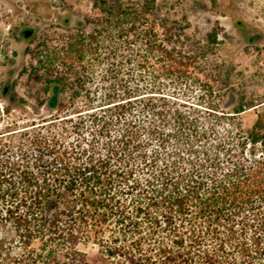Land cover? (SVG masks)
Listing matches in <instances>:
<instances>
[{
  "label": "trees",
  "instance_id": "obj_1",
  "mask_svg": "<svg viewBox=\"0 0 264 264\" xmlns=\"http://www.w3.org/2000/svg\"><path fill=\"white\" fill-rule=\"evenodd\" d=\"M154 1L103 2L90 32L35 48L61 98L0 130V264H88V242L99 264H264V100L222 111Z\"/></svg>",
  "mask_w": 264,
  "mask_h": 264
},
{
  "label": "rangeland",
  "instance_id": "obj_2",
  "mask_svg": "<svg viewBox=\"0 0 264 264\" xmlns=\"http://www.w3.org/2000/svg\"><path fill=\"white\" fill-rule=\"evenodd\" d=\"M113 1L0 0V130L12 122H38L54 113L46 108L52 89L44 93L31 72L35 48L43 40L61 43L90 32L92 19L99 14L97 6ZM154 4V18L173 25L180 50L205 53L198 76L216 85L222 111L264 100V0H155ZM22 30L32 34L24 38ZM255 113L250 108L240 114L243 129L251 127ZM1 235L15 244L6 231L0 230ZM38 246L37 241L31 245ZM77 249L85 253L88 264H99L98 245L79 243Z\"/></svg>",
  "mask_w": 264,
  "mask_h": 264
},
{
  "label": "water",
  "instance_id": "obj_3",
  "mask_svg": "<svg viewBox=\"0 0 264 264\" xmlns=\"http://www.w3.org/2000/svg\"><path fill=\"white\" fill-rule=\"evenodd\" d=\"M25 35L27 36L28 34L26 33ZM58 98H59V87L54 86L52 89V94L46 103V108L48 111H53L55 109L56 105L54 104V102H56Z\"/></svg>",
  "mask_w": 264,
  "mask_h": 264
},
{
  "label": "flooded vegetation",
  "instance_id": "obj_4",
  "mask_svg": "<svg viewBox=\"0 0 264 264\" xmlns=\"http://www.w3.org/2000/svg\"><path fill=\"white\" fill-rule=\"evenodd\" d=\"M26 33L28 34L27 36L25 35ZM20 34H21V36L24 37V38H29L30 35L32 34V31H31V30H22V31L20 32Z\"/></svg>",
  "mask_w": 264,
  "mask_h": 264
}]
</instances>
